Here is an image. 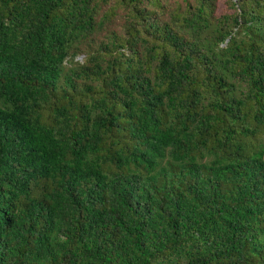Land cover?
<instances>
[{
	"label": "trees",
	"instance_id": "trees-1",
	"mask_svg": "<svg viewBox=\"0 0 264 264\" xmlns=\"http://www.w3.org/2000/svg\"><path fill=\"white\" fill-rule=\"evenodd\" d=\"M0 264H264V0H0Z\"/></svg>",
	"mask_w": 264,
	"mask_h": 264
}]
</instances>
